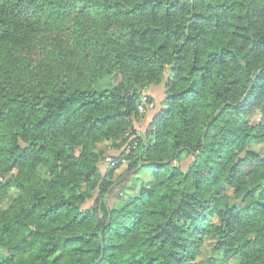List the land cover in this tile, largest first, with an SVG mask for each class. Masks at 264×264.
Returning <instances> with one entry per match:
<instances>
[{
    "label": "trees",
    "instance_id": "1",
    "mask_svg": "<svg viewBox=\"0 0 264 264\" xmlns=\"http://www.w3.org/2000/svg\"><path fill=\"white\" fill-rule=\"evenodd\" d=\"M263 144L264 0H0V264H264Z\"/></svg>",
    "mask_w": 264,
    "mask_h": 264
},
{
    "label": "rangeland",
    "instance_id": "2",
    "mask_svg": "<svg viewBox=\"0 0 264 264\" xmlns=\"http://www.w3.org/2000/svg\"><path fill=\"white\" fill-rule=\"evenodd\" d=\"M154 95H155V100L158 103H160V101L162 100V96H163V87L162 86H158V88H155ZM150 107L152 108V105ZM151 116H152V114L149 113L148 121H149ZM141 122H138L136 124V126L146 129L147 124H148L147 121H145V122L141 121ZM256 147L258 149H261L264 152V144H263V146L262 145H257ZM102 158L103 159L100 162V168L103 171H105V172L108 171L109 169H111L112 167H114L115 165H117L118 163H120V161L123 162L122 165L119 168H117V172H116V175H115V181L118 180L120 177H122L126 172L133 170V169H131V170L127 169V166H126V164L124 162V159L122 158L121 153L119 151H114L112 148H110V146L107 148V150L105 151V153H104ZM140 165L143 166L144 164L141 163L136 168H134V169H136L135 174L136 173L138 174L140 172V169L142 168V166H140ZM140 175L143 178H145V179L150 178V172H148L147 170H142L140 172Z\"/></svg>",
    "mask_w": 264,
    "mask_h": 264
},
{
    "label": "water",
    "instance_id": "3",
    "mask_svg": "<svg viewBox=\"0 0 264 264\" xmlns=\"http://www.w3.org/2000/svg\"><path fill=\"white\" fill-rule=\"evenodd\" d=\"M140 166H142V165H140ZM140 166H139V167H140ZM139 167H138V168H139ZM135 172H136V169H133V170H131V171L126 172L122 177H120L118 180H116V181L112 184L111 188L117 186L121 181H123V180L126 179L127 177L133 175ZM102 246H103V240H102ZM98 262H99V259L96 261V263H98Z\"/></svg>",
    "mask_w": 264,
    "mask_h": 264
}]
</instances>
